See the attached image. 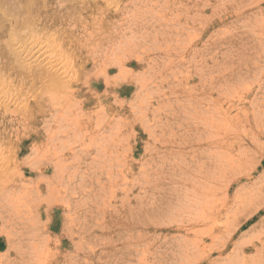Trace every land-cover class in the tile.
<instances>
[{"label": "rangeland", "instance_id": "rangeland-1", "mask_svg": "<svg viewBox=\"0 0 264 264\" xmlns=\"http://www.w3.org/2000/svg\"><path fill=\"white\" fill-rule=\"evenodd\" d=\"M136 2L137 0H0L2 7V10L0 9V28L2 26L0 29V66L5 67L3 70L8 74L12 73L9 70L12 67L15 68L14 64H17L18 59L17 56H14L15 50H17L15 47H20L30 39H33L31 40L33 44L27 46L26 49H40L41 52L49 51L51 48V52H48L49 55L54 52L53 50H59L62 55H66L67 57H63V60L68 58L67 61H70L71 67H74L75 70L77 68L80 74L78 76L80 80L69 89L70 92H74L75 101L79 104L73 109H77L76 111L70 109L71 112L66 114L67 118L82 121V128L84 130L89 128L90 132L93 131L97 137L94 143L105 142L103 145L111 147L110 151L116 149L121 161L120 163L119 160L111 161L114 175L109 182L105 175L102 176L106 190L98 196L99 200L97 201L102 216L98 215L97 207L91 211L99 218V222L104 220L107 225L94 227L95 231L91 232V228L84 222V217L78 220L72 219L74 221L72 222V216L67 218L66 209L72 210L71 214L77 215L79 212L82 215L84 207L91 205V202L95 200L96 195L95 197L93 195L98 192L99 188L95 182L93 185L86 186V178L93 177L91 173L92 168L95 167L93 162L101 158L99 153L101 150L92 152V149H89L87 153H84L88 143V140H85L84 146L77 147L81 154L76 157L74 155L68 157L66 148L63 152L60 151L63 150L61 148L58 149L61 152L59 156L46 159V152L53 150L51 148L53 142L49 135L57 132L58 128L56 122L42 123L50 121L53 114L52 106L48 105V98L51 96L49 92H53V87H50L48 83L37 99V101L43 99L44 108H47L48 111L42 116L37 114L31 116L32 120H37L36 126L31 123L28 125L27 122L24 129L19 128L20 121L26 123L24 121V118L27 117L26 112L18 114L17 117L11 116L10 110L15 114L20 113V105L15 102V98H12L8 104L2 102L0 112L5 109L7 112L3 117L0 114V133L3 132L7 135L10 134V131H16L21 138L19 142L21 146L17 151L12 149L6 154L7 157H13L16 153L15 157H17L13 160L12 170L9 171L12 172L16 168L17 171L24 174L25 183L23 185L26 187L24 191L21 188V191L13 193L15 191V186H13L4 191V194L8 200L16 203L15 205L23 211L20 216L35 221L38 229L34 235H38V239L46 238L48 245L37 247L32 254L29 253L30 242H27L26 238L15 239L17 246L19 241L21 244L23 243L25 251L16 254L15 250L7 248L6 236L0 231V264H186L185 258L182 257L181 260L180 252L182 251H179L178 248L184 235L182 232L173 230L178 226L175 218L178 215L177 199L181 195L177 180L181 175L179 169L182 168V163L184 169L187 165H191L192 155L196 151L192 154V148L189 145L185 144L184 147L179 145L182 130L185 128L181 122L192 124V121L184 115V112L188 110L186 108L188 104H183L180 99L188 94L198 97L203 83L205 84L202 86L214 84L220 86L221 90L226 89L227 96H225L229 102L227 100L224 108H227L228 116L241 120V130H239L243 139L241 147H234L232 152L231 148L212 151L220 152L222 155V152H225V158L227 155L230 158L233 153L234 156L245 158L244 163L247 162V164L260 162L250 176L245 177L244 173L236 170L239 175H236L238 180L226 189L228 190L227 194L224 189L230 175H227L223 181H218L217 184H211L214 190L210 197V205L215 210L223 209L220 216L224 217L219 216L218 223L221 222L233 229L235 225L237 227L238 224H243L246 221L244 226L237 231L234 242L246 248L245 244L248 240L258 237L263 239L262 245L254 243L252 247L244 249L239 257L235 256L236 262L231 259L234 246L230 244L227 250L220 255V258L223 259L220 262L226 261L225 264H264V208L252 211V215L245 219V210L249 203L253 202L257 205L264 199V177H261L264 176V0H175V6H172L173 4L170 2L171 5L168 9L163 8L164 3L161 2V7L153 11V14L155 13L151 19L153 21L149 22L155 25V19L163 13L161 22L164 21V27L151 32L152 30L147 29L148 27L152 29L150 25L145 27L143 26L144 22H140L141 19H138V23L131 27V30L136 34L128 35V37L131 35L134 38H139V42H141L146 32L151 34L150 37H145L148 39L147 41H143L145 42L143 51H146V57H149L148 61L138 63L136 57H145L141 54L142 50H139L137 54L134 53L136 57L133 54L129 55L122 76L120 75L121 70L116 67L108 68V78L120 79V81L107 85L99 72L103 60H101V56V58L99 57L102 52L97 51L98 47L103 50L110 43L115 44V38H109L113 35L112 27L116 26L121 30L122 27L118 25L127 15L131 19L136 17L132 15L136 13L134 7L139 5ZM174 7L177 9L176 11H173ZM122 10L131 12L121 16ZM97 17L100 20H96ZM33 19L36 21L34 22ZM10 20L11 22H9ZM12 20H16L17 28ZM28 21H30L29 24ZM26 23L28 26L31 25V29ZM10 24L15 25L13 26L15 31ZM100 24L107 25L108 28L103 29V31L106 30L105 33L98 32ZM128 27L127 30H130ZM170 31L173 32L170 33ZM123 32L127 31L123 29ZM201 32L202 34L199 36ZM31 33L35 34L34 37ZM88 33H92V37H87ZM19 35H22V37L20 36L22 40ZM16 37L21 40H19L21 43ZM25 37H28V40ZM174 38H176L175 41ZM13 40L17 43L16 45ZM87 42L90 43L87 44ZM94 44L98 47H95V51L90 53ZM155 45L158 46L156 51L154 50ZM189 46H191L190 49ZM21 47L20 50H22ZM166 52L173 54L174 64L170 69H168L169 57L165 55ZM92 54L95 56L92 57ZM153 66L155 70L152 72V76H158V79H155L144 91H139L132 79L147 70L145 76L148 77L149 82L151 79L148 74ZM248 69L251 70L249 78L243 81H237L238 78H234V84L232 81L229 82L234 72L245 74L249 72ZM245 70L247 71L245 72ZM160 71H163L162 76H159ZM37 72L34 75L37 76ZM123 77L127 79L124 80ZM185 77L190 79L188 83L184 82ZM200 77L203 81L202 84L199 81ZM165 80L167 82H164ZM129 83L131 84L129 85ZM121 85L127 86L121 88ZM193 86L200 87V89H193ZM17 87L9 86L6 89V92L9 93L7 97H15L17 93L14 90ZM18 90L21 91V89ZM160 93L162 95L158 98L157 95ZM112 94L117 97H115L117 102H120L117 105ZM218 95L214 93L211 97L215 100ZM62 96H67V92H59L58 97ZM21 97L23 96L21 95ZM29 99V103L26 104L29 105L25 106L26 108H31L36 103V98ZM192 102L199 103L200 100ZM205 102L209 103V100L205 99L202 106ZM105 106L108 110L111 108L113 112L124 110L125 113H122L118 119L127 116L129 117L128 124L124 126L123 123L122 125L119 123L118 129L100 130L96 133L94 125L97 121L100 122L101 117L104 116L103 108ZM175 110L179 115L172 117ZM217 129L214 125L215 138L217 139H231L235 135V130H230L228 125ZM34 130H37L39 136H33ZM13 134L9 135L11 140H13ZM251 137L257 141V145L250 141ZM38 138L40 139L38 140ZM71 138L70 136L68 140L75 142L74 146L78 141L84 139L79 138L76 142ZM127 145L128 147L124 149ZM172 151L178 152V154H170ZM43 156L44 158H42ZM57 158L61 160V165H63L61 168L65 169L63 177L59 180L54 179ZM78 159L80 168L76 175L74 167L78 166L76 163ZM39 161L44 162V167H47L42 176L37 173ZM73 174L76 176L72 178ZM3 180L4 177H1L0 191L4 189ZM239 188L240 190L236 192ZM110 189L111 191H109ZM124 190H127L126 200H129V202H125L126 208L122 206L121 202L125 195L123 194ZM87 196L89 198L83 200L82 197ZM3 206L0 207V215L4 211ZM79 209L82 210V213ZM88 212L90 211L88 210ZM11 213L13 212H8V214ZM5 214L7 212L4 211L3 215ZM87 219H89L90 225L94 223L90 218ZM1 222L0 218V229L11 231L5 228ZM111 226H113L112 229H109ZM210 227V224H205L196 226L194 230L195 233H199L198 230L204 233ZM23 231L24 228L19 230V232ZM183 240H186V237ZM207 244H210V241H206ZM187 246L190 247V244ZM93 250H95V254L94 252L92 254ZM136 250H140V252L136 253ZM214 256H219V253L215 252ZM226 257L230 258L226 259Z\"/></svg>", "mask_w": 264, "mask_h": 264}, {"label": "bare ground", "instance_id": "bare-ground-1", "mask_svg": "<svg viewBox=\"0 0 264 264\" xmlns=\"http://www.w3.org/2000/svg\"><path fill=\"white\" fill-rule=\"evenodd\" d=\"M137 2L139 3L138 7L136 6L137 4L136 5L134 4L136 6V7H134L136 13L134 12L135 14H132L133 16H136V17L134 19L132 17V19H131L127 15V17H125L123 19V22L118 25V26L122 27L121 30H120V28H118L116 26H115L116 28L112 27L114 30L113 31L114 33L111 31L113 35L109 36V38L110 37L115 38V41H114L115 44L110 43V45L106 46L103 50H100V48L94 44L95 46L92 45L93 47H91L92 50L90 49V53H93L95 51L94 50L95 47H98L97 51H99L100 53L102 52L101 55H99V57L100 56L102 57L101 60H103V63H101L102 65L100 66L99 72L104 77L107 85H109L111 82L115 83L116 81H118V82L120 81V79L119 80L118 79L113 80L112 78H108V70H109L108 68L109 67L113 66V67H116L117 69L121 70L120 75L122 76L123 71H124L123 68L125 66V62L126 61L128 62L127 58L129 55L131 56L133 54V56L136 57V55L134 53L137 54V52L139 50H142L141 54L145 55V57H141V58L136 57L138 63L147 62L149 59V57L148 58L146 57V51L145 52L143 51V50H145V49H143V45L145 43L143 41L144 40L147 41L148 39H146L147 38L146 36L150 37L151 34L149 35L146 32L145 36L143 37V40L141 42H139V38H136V37L134 38V36L130 35L128 37L129 34H136L131 30L132 25L138 23V19H141L140 22H144L143 26L148 27V25H150V27L152 28V29H150L148 27L147 28L148 30H152L151 32H154L155 30L158 31V29H161L160 27H162L164 25V21L161 22V19L163 18V16H162L163 13H161V15L157 16V19H155V21H154L155 22V25H154V24L149 22V21H153L151 19L153 18V16H155L154 15L155 13L153 14V11L155 9L161 7V2L164 3L163 8H167V9L170 8L169 7L171 5V4H169L170 2H172V4H173L172 6H175V0H137ZM117 6H119V5H117ZM1 8L2 7L0 6V9ZM131 9H129V10H131ZM174 10L176 11L177 9H175V7H174L173 11ZM129 12H131V11L127 12L124 10V12H123V10H122L120 14L122 16V14H127ZM10 16L11 15H9V17ZM13 17H15V16H13ZM10 19H12V18L10 17ZM16 20H17V18H16ZM96 20H100L99 17H97ZM12 21H14V20H12ZM15 21L13 23L16 24ZM35 21H36V19L34 20V22ZM9 22H11V20ZM29 22L30 21H28V24H29ZM28 24H27V26H28ZM106 24L105 25L100 24L99 29L97 28L99 33L100 32L101 33L106 32V30L103 31V29H105L107 27ZM10 25H12V29H13V26H15L13 24H10ZM96 25H95V27H96ZM128 25H130V27H128ZM153 25L156 27H154ZM17 26L18 25L16 24V28H17ZM30 26H28V27H30ZM127 27L130 30H127ZM1 28H2V26H1ZM22 29H24V28H22ZM30 29H31V27H30ZM123 29L127 32H123ZM13 30L15 31V29H13ZM14 31H13V33H14ZM130 31H132V32H130ZM135 31H136V29H135ZM107 32H109V31H107ZM171 32H173V31H170V33ZM95 33H97V32H95ZM176 33H178V32L176 31ZM201 34H202V32L199 34V36H201ZM31 35H32V33H31ZM34 35L35 34H33L32 36L34 37ZM87 35H88L87 37H89V36L92 37V33H88ZM153 35H155V34H153ZM20 36L22 37V35H19V38H20ZM23 36H24V34H23ZM13 38H14V36H13ZM25 38H26V40H28V37H25ZM17 39H16V41H17ZM20 39H18V41ZM66 39H67V37H66ZM92 39L94 40V38H92ZM31 40H33V39H30V41L28 40V42H26V43L24 42L25 44L22 42L23 45H21V46H23V47L20 46L22 48V50L19 49L20 48L19 46L15 47V49H17L18 52H17V50H15L16 52L14 53V56H17L18 59H17V64L16 65L14 64L15 68L11 66L12 68L9 70V72H12L11 74L10 73L8 74L3 70L5 67L0 66V104L2 102H6V104H8L12 98H15V102L18 105H20L21 109H20V113H16V114L12 110H10L9 112L11 113V116L17 117L18 114H22L23 112H26L25 114L27 115V117L24 118V121L26 123L20 121L19 122V128L22 127L24 129L25 126H27V122H28V125L31 123L33 126H36L37 124H35V122L37 120H32L31 116H33V114L34 115L37 114L38 116H42V114H45V112L48 111L47 108L46 109L44 108L43 99L37 101L38 96L43 92V90H45L44 87H46L47 86L46 84L48 83V85L50 84V87H53V90H52L53 92H49L51 94V96H50V98H48L49 99L48 105L52 106L51 108H52L53 114L51 116L50 121H47V122L45 121L42 123L49 124L48 122H56L58 128H57V132L50 133V135H49L51 141L53 142L51 145V148L53 150H48L46 152L47 153L45 156L46 159H50V157L59 156V154L61 152H63L65 150V148H66V154L68 157H71L72 155H74L76 157L77 155L81 154L78 152L77 147L84 146L85 140H88V143L86 144L87 145L86 151L84 153H87L89 151V149H92V152L97 151V150H101V151H99L101 158L99 160H95L93 162L95 164V167H93L92 171H91L93 177H87L86 178V186L93 185L95 182L97 185V188H99V189H97L98 192L93 195L94 197L96 195L95 200L93 202H91V205H86L84 207V210H83L84 212L82 214L83 216L79 212L77 214L78 216L75 213L71 214L70 211H72V210L68 211V209H66L68 219L71 218V216H72L71 221L74 222L72 219L78 220V219L84 217V222L87 224L88 227L91 228V232H94L95 231L94 227H102V225L103 226L107 225V222H105L104 220L102 222H99V218H97L95 215H93L94 212H91L93 210V208L97 207L96 209L98 211V215L102 216V214L100 213V208L98 207L99 202H97L99 200L98 196L102 195L103 191L106 190V187H105L106 184L103 183L102 176L105 175L106 180L108 182L110 181V178L114 175V173H113L114 171L112 169L113 164H111V161L112 160L118 161L120 155L118 154L117 151H115L116 150L115 148H114L115 149L114 151H110L111 147H109L107 145H103V144H105V142L98 143V144L94 143V140L97 139V137L93 134V131L90 132L89 128H87L85 130L82 128V121L80 122L78 120H72V119L67 118L66 114L71 112L70 109L73 110L79 104V103H76V101H75L76 97H75V95H73L74 92L72 93L69 91V89L80 80V78H78V76H80V74L78 73V69L76 68V70H75L74 67H71V64L69 63L70 61H67L68 58L63 60V57H65L66 55L65 56H64V54L62 55L59 50L58 51L53 50L54 54L50 53V55H49L48 52H51L50 51L51 48H50V50L48 49L49 51L46 50L47 52L45 50L41 51L44 53H41L40 49L39 50H36L34 48L26 49L27 46H29V45L31 46V44H33V41H31ZM61 40H64V39H61ZM89 40H86V41H89ZM154 40H156V38H154ZM175 40H176V38H174V41ZM64 41L66 42V40H64ZM189 41L192 42L191 39H189ZM13 42H15V40H13ZM60 42H62V41H60ZM154 42L157 43V41H154ZM71 43L73 44V42H71ZM89 43L87 42V44H89ZM16 44L17 43L15 42V45ZM188 44H189V42H188ZM33 46H36V45H33ZM61 46H62V43H61ZM191 46H189L188 48L190 49ZM70 47H71V45H70ZM149 49H151V47H149ZM151 50L152 51L158 50V46L155 45L154 50L153 49H151ZM63 51H64V49H63ZM67 51H68V49H67ZM193 51H195V50H193ZM99 52H97V53H99ZM184 52H186V51H184ZM165 55H167L169 57V64H168L169 68L168 69H170L173 67V64H174L173 54L171 52H166ZM94 56L95 55H93L92 57H94ZM178 63H180V62L178 61ZM238 65L241 66L242 64H238ZM175 67H177V65H175ZM35 69H37V70H35ZM154 70H155V68L153 66L151 68V71L149 72L148 76L151 80L153 78L154 79L152 81L150 80L149 82H148V80H149L148 77L145 76V74L147 73V70L145 73L143 72L141 74H138L134 78L132 77L133 78L132 80L136 84L137 89L139 88V91H144L145 89H147V87L150 84H152L154 82L155 79H158V76H152V72H154ZM36 71H38L37 76L34 75V74H36ZM246 71L247 70H245V72ZM248 71L249 72L248 73L246 72L245 74H242L241 72L238 73V71L234 72V75L231 79H229V82L232 81V84H234L233 83L234 78H238L237 81L238 80L243 81L246 78H249L250 77L249 73L251 72V70L248 69ZM162 72L163 71L159 72V76H162V74H163ZM187 78L188 77L184 78V82H186V83H188L190 81V79L189 78L187 79ZM123 79L125 80L127 78L123 77ZM84 80H85V78H84ZM85 81H83V83ZM199 81H200V84L203 83L201 77H200ZM164 82H167V81L165 80ZM130 84L131 83H129V85ZM204 84L205 83H203L202 85H204ZM202 85H201V89H200V87L198 88L197 86L192 87L193 89H197V90L200 89V92L198 93V97H196V95H193V94H188V95H185L183 98L180 99V101L183 104H188V106L186 107V108H188V110L184 112V115L186 118H188L189 120L192 121V124L188 125L189 124L188 122H187V124L185 122H181L182 125L183 124L185 125V128L182 130L183 132L181 135V139H180L181 141H180L179 145H182L183 147L185 146V144L189 145L192 148L191 153L193 154L195 151L196 152L192 155L191 165H187V167L184 169L183 163H182L181 167L183 169L182 168L179 169L181 175H179V179L177 180V183L180 187L181 195L177 199V201H178V204H177L178 205V209H177L178 212H177V214L178 215H177V218L174 217L175 221H176V225H178V226H176L174 229L173 228L172 229L176 230L177 232H182V234L184 235V237L181 240L182 243L178 244V248H179V251H182V252H180L181 260H182V257L185 258L186 264H225L226 261H224V263L220 262L223 260L222 258H220V255L223 254V252L227 250V248H228V246H230V244L234 246V250L231 252L233 254V257H231V259L233 262H236L237 260L234 258L235 256L239 257V255H241L243 253L244 249H246L247 247L248 248L252 247L254 245V243H260L262 245L263 239L258 237L257 239H252V240L250 239V241L248 240L247 243L245 244L246 248L243 245L237 244L234 242V237L236 236L237 231H239L242 228V226H244L246 221H244L243 224H238L237 227L235 225L233 229L228 228L227 226L223 225L221 222L218 223V221H219L218 217L220 216L221 211L223 209L222 210L216 209L217 210L216 211L215 208H213L212 205H210V197H211L212 192L214 190L212 185H213V183L217 184L218 181H223L224 178L227 177V175H230L228 177L229 180H226L227 184H226L225 189H224V191L227 194L228 190H226V189L231 187V185L234 184V182H236L238 180V179H236V175L237 176H239V175L237 174L236 170H239L240 173H244L245 177L250 176L257 169L260 162L258 161L257 163H254V164H249V163L247 164V162L244 163L245 158H243L241 156H234L233 153H232V156L230 155L231 156L230 158H228V155H227V158H225V156H224V155H226L225 152H222L223 153V155H222L220 152L212 151L214 149H220V148H224L225 150H227L228 148H231V152H232L234 147H238V148L241 147V145L243 144L242 143L243 139H242L240 131H239V130H241L240 129L241 120L233 119L232 117L228 116L229 113L227 111V108H224V105H225V103H227V100H228V98L226 97L227 96L226 92H225L226 89L221 90L220 86H216L214 84L209 85V86H202ZM9 86L10 87L18 86L17 89L14 90V92L17 93L15 95V97H7L9 93L6 92V89H8ZM82 86H83V84H82ZM86 86H87V84H86ZM126 86L127 85H121L120 87L123 88ZM18 89H21V91ZM46 89H48V88H46ZM231 91H232V89H231ZM59 92H64V93L67 92V96L58 97ZM214 93L219 94L218 98H216L215 100H213L211 97L212 95H214ZM21 95L23 97H21ZM70 95H72V97H70ZM161 95L162 94L160 93L157 95V97L160 98ZM31 97L33 99L36 98V103L33 105V107H31V108L27 107L26 108L25 106L29 105V104L28 105H26V104L29 103V100H30L29 98H31ZM113 97L115 98L116 96L113 95ZM113 97H112V99H113ZM101 99H103V98H101ZM205 99L206 100L208 99L209 103L205 102L202 106V103ZM195 100H200L199 103L201 105L199 103L192 102ZM228 102H229V100H228ZM115 103L117 105L120 102L119 101L117 102V99H116ZM122 104H123V102H122ZM114 107H115V105H114ZM118 108H119V106H118ZM1 109H2V107L0 106V110ZM103 109L105 110L104 116L101 117L100 122L97 121L94 125L96 133L99 132L100 130L107 131V130L118 129V126L120 125L119 123H121V125L123 123L124 126L126 124H128L129 117L125 116L124 118L118 119V118H120V115H122V113H125L124 110H122V111L119 110V111L113 112V110L111 108H109V110H108L106 108V106ZM76 110H73V111H76ZM175 111L172 113V117H177V115H179V113L177 111L176 112ZM5 112H7L6 109L3 112H0L2 117L5 116L4 115V114H6ZM106 112H108V113L106 114ZM102 118L104 119L103 121H102ZM28 119H30V120H28ZM3 124H4V122H3ZM214 125L216 126V128H218L217 130L222 128L224 125H228L230 130H235V133H234L235 135L231 139H229V138L217 139V138H215L216 130H214ZM50 127H51V125H50ZM43 128H45V127H43ZM30 129H32V128H30ZM34 131L35 132H33V136H36V135L39 136V134H37V132H36L37 130H34ZM15 132L10 131V134H13ZM2 133H0V178L4 177V180L2 181L4 184L3 185L4 189L0 191V207H2V205H4L3 208H4V211L7 212V214L3 215L4 214V211H3L0 215V218L2 219L1 223L5 226V228H7L11 231H4V229H0V231L3 232L4 235L6 236V239H7L6 244H7L8 249L15 250L16 254H18L20 252H25L23 250V248H24L23 243L21 244V242L19 241V245L17 246V244H16L17 240H15V239L22 240V239L26 238L27 242H30L29 247H28V248H30L29 253L34 254L37 247L48 245L47 239L46 238L38 239L39 236L34 235V232L36 231V229H38L34 223L35 221H32L31 219H28L26 217L20 216V214L23 211L15 205L16 203L8 200V198H6L5 194H4L5 193L4 191H6L8 188H12L13 186H15V191L13 193L21 191V188L23 191H24V189H26V187L23 185V183H25L24 174L20 173V171H17L18 169H16V168H14V170L12 172L9 171L10 169L12 170L11 167L13 165V160L17 159V157H15L16 153L13 155V157H11V156L7 157V155H6L7 152L12 151V149H14L16 152L17 149L21 146L19 144L20 139H21L20 134H18V132H16L15 134L12 135L13 140H11V138H9L10 134L6 135L5 133H3V134ZM92 135H94V136H92ZM217 135H218V133H217ZM70 136L72 137L71 139L75 140L76 142L79 138H84V139L82 141H78L77 145L74 146L75 142H70L68 140ZM60 137H63L64 139L61 140ZM39 139L40 138H38V140ZM250 141L256 145L258 144L257 141L254 140L253 138ZM127 147H128V145L125 146L124 149ZM61 148L63 150H60ZM58 149L61 152L58 151ZM122 152H123V150H122ZM170 154H178V152L172 151V152H170ZM260 155H262V154H260ZM75 157H73V158H75ZM42 158H44V156ZM97 161H98V163H97ZM253 161H251V162H253ZM120 162L121 161L119 160V163ZM122 162H124V161H122ZM39 163H40V165H39V167H37V170H38L37 173L42 176L47 167H44V165H43L44 162L39 161ZM76 163H77V165L79 164V159L77 160ZM61 164H62L61 160L57 158V161L55 163V171H54L55 172V176H54L55 180L56 179L59 180L60 178H62L63 174L65 172V169L61 168L63 166ZM79 168H80L79 165L74 167V169H75L74 174L79 173V172H77V171H79L78 170ZM232 173H234V175H231ZM74 174L72 175V178L77 175V174L76 175H74ZM9 176L11 179L9 178ZM261 177H264V176H261ZM84 178H82V179H84ZM238 178H240V177H238ZM13 181L15 182L14 185H13ZM71 185L73 186V184H71ZM239 190H240V188L237 189L236 192ZM109 191H111V189ZM87 192L89 193L90 191H87ZM126 193H127V190H124L123 194H125V195L123 196V200L121 201L123 207H125L126 201L129 202V200H126L127 199ZM109 195H110V193H109ZM226 197L228 198L229 196H226ZM82 198H83V200H87L89 198V196L82 197ZM109 205H110V203H109ZM223 205L225 206L224 203H223ZM113 208H114V206H113ZM260 208L261 209L264 208V199H262V201L260 203H258L257 205H255L253 202L249 203V205L247 206V208L245 210V213H246L245 219H246V217L249 218L252 215V211H256L258 209L260 210ZM108 209H109V207H108ZM88 210L91 212V214H90V212H88ZM9 211H12L13 213L8 214ZM80 212L82 213V210H80ZM129 215H130V212H129ZM220 217H224V216L221 215ZM87 218H90L91 221H94V223L92 222L93 224L90 225L88 223L89 219H87ZM95 220H97V222H95ZM205 224H210L211 227L208 230H206L204 233L200 232V230H198L199 233H195L194 229L196 226H201V225H205ZM113 226L109 227V229H112ZM23 228H24V231L19 232V230L23 229ZM192 235L193 236L195 235V236L193 238H189ZM185 237H186V240H183V239H185ZM206 241H210V244L206 245ZM188 243L190 244V247L187 246V245H189ZM181 248H182V250H181ZM94 251L95 250L92 251V254ZM137 251L140 252V250H136V253H137ZM215 252H218L219 256H214ZM21 254H24V253H21ZM94 254H95V252H94ZM229 258L230 257H228V258L226 257V259H229ZM33 264H43V263H33Z\"/></svg>", "mask_w": 264, "mask_h": 264}]
</instances>
